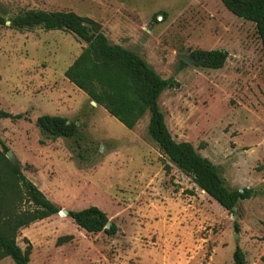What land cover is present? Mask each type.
Masks as SVG:
<instances>
[{
    "label": "rangeland",
    "instance_id": "1",
    "mask_svg": "<svg viewBox=\"0 0 264 264\" xmlns=\"http://www.w3.org/2000/svg\"><path fill=\"white\" fill-rule=\"evenodd\" d=\"M32 10L99 23L111 44L172 81L158 99L172 139L211 162L227 189H250L251 198L229 214L150 140L148 114L128 130L91 104L63 75L81 41L10 27ZM0 18V111L24 116L0 120L13 161L5 158L60 211L97 207L118 229L87 234L63 214L35 222L16 238L22 250L30 245V264H233L236 247L246 264H264V56L252 23L219 0H0ZM194 50L228 58L219 70L180 67ZM41 116L76 122L77 136L41 134L33 122ZM20 197L15 207L30 208Z\"/></svg>",
    "mask_w": 264,
    "mask_h": 264
},
{
    "label": "trees",
    "instance_id": "2",
    "mask_svg": "<svg viewBox=\"0 0 264 264\" xmlns=\"http://www.w3.org/2000/svg\"><path fill=\"white\" fill-rule=\"evenodd\" d=\"M219 1L233 16L255 26L264 56V0ZM9 22L10 27L18 31L35 28L60 31L83 42L85 47L63 75L88 97L89 102L103 108L128 130L134 129L148 114L147 134L150 140L171 164L191 178L193 184L229 214L234 213L238 202L251 198L250 189H227L211 162L198 155L189 143H177L172 139L159 109L158 99L174 83L161 79L136 53L110 44L99 23L73 12L42 10L27 11ZM4 23L0 18V24ZM227 58L228 54L219 50H194L188 55L195 67L210 70L222 69ZM179 63L180 67L186 66L182 60ZM3 119L15 121L24 119V116L0 111V120ZM35 126L41 134L51 138L72 139L78 134L76 122L62 117L41 116L36 118ZM0 146V261L10 258L14 264H30V245L25 240L27 246L22 250L16 243L19 230L60 215V209L24 177L18 163L14 164L5 158L8 149L1 141ZM20 192H23L30 208L23 210L15 207V201L21 199ZM67 218L87 234L103 233L112 237L118 230L97 207L70 211ZM232 260L233 264H246L239 247L235 248Z\"/></svg>",
    "mask_w": 264,
    "mask_h": 264
},
{
    "label": "water",
    "instance_id": "3",
    "mask_svg": "<svg viewBox=\"0 0 264 264\" xmlns=\"http://www.w3.org/2000/svg\"><path fill=\"white\" fill-rule=\"evenodd\" d=\"M182 61H183L185 64H187V65H193V61L190 60V59H188V58H182ZM91 104H93V105L95 106V103H94V102H91ZM6 157H7V159L13 161V155H12L11 152H7ZM59 213L65 215V216H67V214H68V212H66V211H64V210H61ZM59 213H58V214H59ZM108 227H109V224L106 225V228H108Z\"/></svg>",
    "mask_w": 264,
    "mask_h": 264
},
{
    "label": "crops",
    "instance_id": "4",
    "mask_svg": "<svg viewBox=\"0 0 264 264\" xmlns=\"http://www.w3.org/2000/svg\"><path fill=\"white\" fill-rule=\"evenodd\" d=\"M107 38V37H106ZM107 40H108V38H107ZM108 42H109V40H108ZM83 43V42H82ZM110 43V42H109ZM84 44V43H83ZM111 44V43H110ZM112 45H119V46H121V47H123V48H125L124 46H122V45H120V44H112ZM85 47V44L83 45V48ZM125 49H127V48H125ZM127 50H129V49H127ZM131 51V50H130ZM133 52V51H132ZM80 53H81V50H80ZM135 53V52H134ZM96 106V105H95ZM35 120L36 119H34L33 120V122H35Z\"/></svg>",
    "mask_w": 264,
    "mask_h": 264
}]
</instances>
